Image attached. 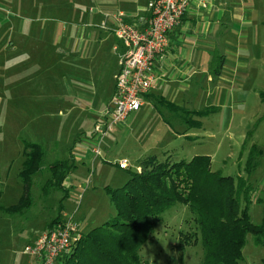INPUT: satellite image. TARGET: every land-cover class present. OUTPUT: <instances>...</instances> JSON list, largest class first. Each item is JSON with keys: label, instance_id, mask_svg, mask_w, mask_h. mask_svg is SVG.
<instances>
[{"label": "rangeland", "instance_id": "374dc122", "mask_svg": "<svg viewBox=\"0 0 264 264\" xmlns=\"http://www.w3.org/2000/svg\"><path fill=\"white\" fill-rule=\"evenodd\" d=\"M29 1L30 15L37 18L33 22L35 26L56 25L59 29L84 22L85 16L94 8L93 0H77L71 10L72 14L76 12V17L62 16L60 9L55 8L50 11L53 19L47 22L44 3ZM62 10L66 14L69 9L65 5ZM40 37L35 36L32 52L27 55L23 52L18 59H27V64L6 68L7 72L2 68L0 73V264H34L24 253L25 247L33 244L59 215L60 219H64V215L71 217L82 234L115 219L116 210L110 199L112 192L122 188L130 179V173L139 167V162L150 156H155L158 161L169 157L170 162H188L194 157L205 156L210 160L213 173L248 179L254 191L248 214L253 225L262 223L264 104L257 108L256 114L248 116L243 124V127L247 126L246 130L233 126L230 134L220 129L225 125L221 115L210 114L204 118L189 115L193 121L202 124L186 131L187 123L181 121L183 115L162 109L163 118L172 129L167 135L158 129L161 123L154 109L144 106L128 116L123 130L120 127L103 138L99 147L101 156L95 158L91 146L81 143L89 137L94 123L90 116L92 112L88 111L84 101L95 80H101L107 89L111 86L110 73L115 67V59L110 45L106 43L99 50L97 48L93 58L82 60L80 66L78 50H64L66 36L60 30L56 34L50 32L48 36L41 33ZM41 44L46 45L41 47ZM205 106L206 100L202 98L194 109L202 111ZM67 107L74 109L67 112ZM185 132L192 135L191 139L181 137ZM254 133L259 138L255 137L253 143L256 146L249 149ZM242 142L243 146L240 145ZM26 144L39 145L43 157L39 172L31 178L30 204L22 207L19 203L24 194V183L20 172L26 153L30 151L25 150ZM253 150L258 152L253 160L256 167L247 174L246 165ZM75 151L80 160L72 159L74 168L64 183V188L68 185L67 195L51 186L44 194L42 187L51 179L49 167L55 162L69 160ZM122 159L127 160L128 170L117 166ZM256 200L262 201L256 203ZM193 219L194 215L185 205L175 204L166 210L142 246L141 260L145 264H200L203 254L200 238L192 246L179 241L182 234L197 232ZM242 258L239 264H261L264 245H256L252 235H247Z\"/></svg>", "mask_w": 264, "mask_h": 264}, {"label": "crops", "instance_id": "0c3cea01", "mask_svg": "<svg viewBox=\"0 0 264 264\" xmlns=\"http://www.w3.org/2000/svg\"><path fill=\"white\" fill-rule=\"evenodd\" d=\"M41 2L44 3L47 22L53 19L50 11L55 8L60 9L62 16L76 17V12L72 14L71 10L77 0ZM150 2L93 0L94 8L90 15L85 16L84 22L59 29L56 25L35 26L37 18L30 15L29 0H0V73L2 68L7 72L6 68L27 64V59H18L23 52L25 55L32 52L35 36L39 35L40 39L41 33L46 36L59 30L64 33L63 48L70 52L78 50L80 66L82 60L93 58L97 48L99 50L102 45L109 44L115 59V67L110 73L111 86L107 89L101 80H95L85 95L84 104L95 121L108 107L119 70V57L125 51L112 32L113 16L122 14L127 23L143 29L144 21L149 17ZM65 5L69 9L66 14L62 10ZM101 24L105 29L98 27ZM96 25L98 29L93 30ZM36 41H39L38 37ZM57 42L61 44L59 38ZM14 76L17 84L15 73ZM260 94H264V0H192L181 24L169 35L163 58L154 67L152 89L143 98L142 107L154 109L161 123L158 129L167 135L172 129L163 118L162 109L177 116L183 115L181 121L187 123L186 131L195 128L188 122L192 119L189 115L197 117V114L204 113L201 118L210 114L221 115L225 125L219 127L225 134H230L233 126L242 128L248 116L256 114L257 108L264 104ZM202 98L206 100V108L197 111L194 108ZM67 108V112L74 109ZM124 128L123 125L120 130ZM243 128L246 130L247 126ZM181 137L191 139L192 135L185 132ZM255 137L258 139L259 135L253 134L249 149L256 146L253 143ZM90 142V135L81 141L89 147ZM240 145L243 146V142ZM259 150L261 154L262 150ZM77 152L72 155L73 160H80ZM65 187L68 189L67 184Z\"/></svg>", "mask_w": 264, "mask_h": 264}, {"label": "trees", "instance_id": "16d2710c", "mask_svg": "<svg viewBox=\"0 0 264 264\" xmlns=\"http://www.w3.org/2000/svg\"><path fill=\"white\" fill-rule=\"evenodd\" d=\"M260 96L264 100V94ZM203 115L200 113L197 117ZM188 122L193 127L201 126L191 118ZM27 149L30 151L26 153L20 172L24 183L19 203L22 207L30 204L31 178L39 172L43 157L39 145L26 144ZM256 155L258 152L253 150L246 165L247 174L256 167L253 161ZM72 159L71 154L69 160L55 162L49 167L51 179L42 187L44 194L51 186L67 195L64 183L74 168ZM139 167L140 172L130 173L126 184L110 196L116 218L86 234L81 233L72 251L60 259V264H145L140 250L161 215L175 204L185 205L194 215L197 232L182 234L179 241L192 246L200 238L203 251L200 264H239L247 235H252L256 245H264V218L256 226L248 214L254 195L248 179L213 173L210 160L205 156L194 157L188 162H170L169 157L158 161L150 156L141 160ZM60 218L59 215L52 220L47 230L62 222Z\"/></svg>", "mask_w": 264, "mask_h": 264}, {"label": "built area", "instance_id": "2783aa9c", "mask_svg": "<svg viewBox=\"0 0 264 264\" xmlns=\"http://www.w3.org/2000/svg\"><path fill=\"white\" fill-rule=\"evenodd\" d=\"M192 0H151L149 17L140 29L125 21L122 14L113 16L112 30L125 51L119 57V70L114 80V90L106 111L97 117L90 133L92 153L100 156L103 138L122 127L128 116L140 110L143 98L151 91L154 67L160 61L169 44V35L179 27ZM101 28L105 29L104 24ZM117 166L128 170L126 160ZM140 167L136 171L140 172ZM81 237L78 225L71 217L43 232L33 244L24 249L34 264H60Z\"/></svg>", "mask_w": 264, "mask_h": 264}, {"label": "clouds", "instance_id": "9594fccd", "mask_svg": "<svg viewBox=\"0 0 264 264\" xmlns=\"http://www.w3.org/2000/svg\"><path fill=\"white\" fill-rule=\"evenodd\" d=\"M150 246V245H149Z\"/></svg>", "mask_w": 264, "mask_h": 264}]
</instances>
